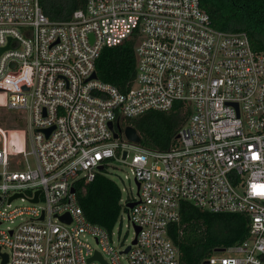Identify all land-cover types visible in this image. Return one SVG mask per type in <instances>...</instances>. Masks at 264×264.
I'll use <instances>...</instances> for the list:
<instances>
[{
	"label": "built area",
	"instance_id": "1",
	"mask_svg": "<svg viewBox=\"0 0 264 264\" xmlns=\"http://www.w3.org/2000/svg\"><path fill=\"white\" fill-rule=\"evenodd\" d=\"M129 38L136 77L122 91L97 60ZM176 104L191 113L171 148L128 139L130 119ZM0 107L18 112L0 126V264H183L171 236L182 201L251 219V236L207 264H264V51L216 28L201 0H86L67 20L0 0ZM118 164L138 186L120 200L128 244L77 193Z\"/></svg>",
	"mask_w": 264,
	"mask_h": 264
},
{
	"label": "trees",
	"instance_id": "2",
	"mask_svg": "<svg viewBox=\"0 0 264 264\" xmlns=\"http://www.w3.org/2000/svg\"><path fill=\"white\" fill-rule=\"evenodd\" d=\"M45 13L54 20H67L85 6L86 0H40ZM216 28L245 31L255 49L264 51V0H201ZM135 40L105 47L97 60L98 78L122 91L129 89L136 77ZM191 109L176 104L169 111L151 110L132 118L141 135V145L167 150L177 141L179 129L186 123ZM78 199L87 218L112 231L121 213L122 191L116 181L100 174L77 187ZM182 220L171 228V236L181 251L183 264H205L214 253L248 239L251 219L245 213L210 212L188 201L181 203Z\"/></svg>",
	"mask_w": 264,
	"mask_h": 264
},
{
	"label": "rangeland",
	"instance_id": "3",
	"mask_svg": "<svg viewBox=\"0 0 264 264\" xmlns=\"http://www.w3.org/2000/svg\"><path fill=\"white\" fill-rule=\"evenodd\" d=\"M18 112L13 110H6L5 108L0 107V126L3 128H12L14 124V116ZM24 128V127H23ZM110 178L117 182L122 191L123 199L133 198L137 195V183L134 179V176L130 168L126 165L118 164L110 168ZM16 203H22L20 200H16ZM115 240L124 241L125 244H128L133 237L135 236V227L132 223L129 222L128 218L121 219L118 218L114 228ZM91 243L93 242L92 238H89Z\"/></svg>",
	"mask_w": 264,
	"mask_h": 264
},
{
	"label": "water",
	"instance_id": "4",
	"mask_svg": "<svg viewBox=\"0 0 264 264\" xmlns=\"http://www.w3.org/2000/svg\"><path fill=\"white\" fill-rule=\"evenodd\" d=\"M93 77L95 78L96 77V74L93 75ZM52 128L48 129L47 130V133L49 134L51 132ZM125 133H126V136L128 137L129 140L133 141V142H137L139 143L141 141V135L140 133L137 131V129L132 126V125H129L125 128ZM179 137V136H178ZM1 135H0V140H1ZM19 195H14L10 198V200H13L14 198L18 197ZM35 201L38 200V197H36L34 199ZM134 202H131L129 203V206L130 207H133L134 206ZM139 230V229H138ZM130 249V246L127 248L126 251H128ZM4 257H5V262L7 261V258H8V255L7 254H4ZM208 261L205 262V264H207Z\"/></svg>",
	"mask_w": 264,
	"mask_h": 264
}]
</instances>
